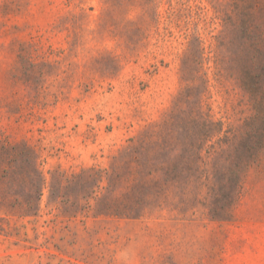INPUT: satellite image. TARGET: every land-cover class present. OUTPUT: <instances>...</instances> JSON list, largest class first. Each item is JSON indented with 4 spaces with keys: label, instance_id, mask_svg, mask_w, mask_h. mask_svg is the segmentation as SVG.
I'll use <instances>...</instances> for the list:
<instances>
[{
    "label": "rangeland",
    "instance_id": "374dc122",
    "mask_svg": "<svg viewBox=\"0 0 264 264\" xmlns=\"http://www.w3.org/2000/svg\"><path fill=\"white\" fill-rule=\"evenodd\" d=\"M243 24L251 69L264 64V0H0V264H264V148L229 220L210 218L214 199L184 173L163 183L135 165L156 163L159 145L185 162L193 38L204 110L229 145L258 140L264 92L242 88ZM14 151L45 179L35 215L11 206L30 197L4 177Z\"/></svg>",
    "mask_w": 264,
    "mask_h": 264
},
{
    "label": "trees",
    "instance_id": "16d2710c",
    "mask_svg": "<svg viewBox=\"0 0 264 264\" xmlns=\"http://www.w3.org/2000/svg\"><path fill=\"white\" fill-rule=\"evenodd\" d=\"M240 28L241 55L239 61L243 62V72L246 76L242 88L248 94L250 92L263 93L264 64L259 63L258 66L256 61L257 65H252L250 69V49H248V47L250 48V31L249 27L245 28L244 24ZM200 45L199 39L193 38L189 42V48L182 61L187 107L186 122L183 127V135L187 144L182 151L185 162L182 165L166 163L167 154L163 151L162 145H159L158 154L155 157L156 163L142 161V163L137 162L135 165L142 170L147 169L150 165L154 166L153 170L149 169L146 175L154 179L155 176L153 175H162L163 183L176 184L178 178L184 173L185 177L180 181L183 182L182 185L188 187L190 193L198 196L202 189H206V192L214 199L215 207L210 210V218L229 220L233 209L240 201L247 172L252 165L257 164L259 152L264 148V109L262 115L257 116L253 121L256 122L254 133L258 140L254 142L252 147H250V141L241 144L239 147L229 145L230 140L227 135L229 131H225L224 124L221 121H215L210 111L204 110L203 107L204 94L200 88L202 89V86L206 85L207 80L204 77L205 74L202 73L203 54ZM257 54L259 55V53ZM195 83L198 84L195 85ZM177 132L179 133V128ZM213 138H217L216 143L208 145ZM13 156L12 163H8L10 171H4V177L9 179L11 185H20L24 191H28L30 197L24 203L18 198H14L11 206L23 207L30 214L35 215L37 213L36 204L40 200L45 179L37 163H32L27 153L14 151ZM207 159H211L210 163H213L210 170L206 169V163H209ZM138 175H140L139 171L130 174L140 181ZM89 177L92 179L90 194L93 195L102 182V171L92 170ZM154 181L158 183V180ZM117 216L129 217V215ZM137 217L138 215H131V218Z\"/></svg>",
    "mask_w": 264,
    "mask_h": 264
}]
</instances>
